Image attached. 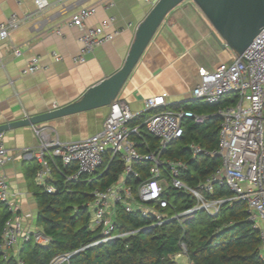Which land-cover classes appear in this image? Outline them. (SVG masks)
Here are the masks:
<instances>
[{"label":"crops","instance_id":"0c3cea01","mask_svg":"<svg viewBox=\"0 0 264 264\" xmlns=\"http://www.w3.org/2000/svg\"><path fill=\"white\" fill-rule=\"evenodd\" d=\"M46 1L60 3L24 21L11 33L10 38L0 42V63L2 64L0 68V125L72 103L80 99L90 86L115 73L125 62L138 25L157 0ZM91 5H95L97 10L85 20L86 25L93 26L103 19L113 17L112 28H118L120 33L89 52L84 61H75V57L80 53L79 38L82 30L80 27L70 26L67 20L79 8ZM36 8L35 0L21 2L0 0V23L10 18L12 14L23 16L27 12L35 11ZM219 41L222 42V39L215 28L192 0H184L166 15L115 99L127 102L135 113L129 122L131 127L138 128V132L132 134L133 138L136 135L141 136V126L150 132L145 122L147 117L155 111L190 109L188 108L190 105L193 106L203 101L194 98L192 94L201 79L200 68L214 70L220 63L232 62L236 56L228 46L222 47ZM16 48L21 50V55L15 54ZM34 56L40 57L44 68L34 73L24 72L29 60ZM164 93L167 95L163 106L157 109H147L146 98ZM109 112L110 106H102L35 125H25L3 131L9 159L0 173L5 175L12 192L17 196L20 212L26 216L25 225L28 230L44 234L37 224L38 205L34 195L36 169L40 166L35 155L40 141L35 127L47 126L65 142L79 140L99 132ZM199 114L205 115L206 119L212 116L210 113ZM213 115L219 116L217 112ZM147 143L145 142L144 148L148 147ZM192 143L188 144L190 149ZM142 149L139 150L147 153ZM117 156L122 159L120 155ZM196 157L193 156V158ZM74 164L77 166L76 163ZM186 165L187 168L182 170L181 177L190 185L183 178V174L189 170L188 163ZM123 171L119 180L111 186L116 185L122 189L130 185L133 188V185L128 182L132 173L126 175ZM169 173L167 168H162L159 179L164 187L171 185ZM132 175L140 177V174L139 176ZM151 177L150 166L149 177L139 183ZM204 182L205 180L198 183L197 187L190 186L199 188V185ZM200 191L205 197L203 191L207 190L201 189ZM133 192L138 197L137 188L135 191L133 188ZM195 199L197 204V198ZM128 201L130 200L125 199L120 203L124 204ZM1 204L2 207L7 208L2 202ZM150 208L152 211H159L152 205ZM10 216L11 212L8 217ZM92 218L91 229L99 230L92 226ZM18 247L10 250L8 254L16 252ZM262 249H264L263 243ZM184 254L186 255V250L174 257L178 260Z\"/></svg>","mask_w":264,"mask_h":264},{"label":"built area","instance_id":"2783aa9c","mask_svg":"<svg viewBox=\"0 0 264 264\" xmlns=\"http://www.w3.org/2000/svg\"><path fill=\"white\" fill-rule=\"evenodd\" d=\"M35 2L37 5L35 11L27 12L23 16L12 14L10 18L0 23V42L10 38L11 33L24 21H28L36 14L60 3H50L46 0H35ZM96 10L95 5L81 7L73 12L67 20L70 26H77L82 30L79 38L80 53L75 57V61H84L89 52L112 40L120 33L118 28H112L113 17L103 19L93 26L86 25L85 20ZM14 52L18 56L22 53L19 48H16ZM42 68L44 67L40 62V57L34 56L29 60L24 72L34 73ZM199 73L200 82L192 91L194 98L214 105L219 104L227 95H235L237 98L235 103L221 106L217 111L221 117L218 147L207 150L200 144L192 143L191 145L193 156L201 154L220 156L222 160L221 165L204 183L199 185V188L191 187L182 179V170L187 168L184 161L165 159L159 150L147 153H142L139 150L138 146L141 141L132 137L133 133L138 132V128L129 125L135 113L125 101L114 100L110 105V112L103 122L102 129L87 138L65 142L49 127H35L40 140L38 148L35 150L36 158L40 164L36 171L35 181L47 192L56 191V187L48 180L58 161L64 165L77 164V171L68 176L69 180L95 172L103 163L104 156L108 151L113 155L121 156L125 162L123 172L126 175L132 173L139 176L133 168L135 161L152 163V177L139 183L138 197L134 195L130 185L122 189L113 185L106 189L97 188L93 191V201L89 203V206L93 212L92 226L99 229L100 238L92 244L107 242L133 232H115L117 204L125 199L130 200L123 204L129 212L139 210L145 217L154 213L157 218V222L154 224H161L170 219L161 212L152 211L150 208L152 202L160 203L162 207L169 205V202L163 198L164 185L159 179L164 167L170 172L171 185L174 188L193 194L197 198L196 206L171 218L190 216L198 209H205L209 214L215 215L222 203L243 200L247 202L248 219L260 230L264 247V27L241 57L235 56L230 63H220L214 70L200 68ZM166 95L164 93L146 98L147 109H157L163 106L166 103ZM186 119H193L194 122L201 123L206 117L191 109L160 110L149 115L145 124L148 130L159 139L163 149L169 143L182 137ZM8 159L4 133L0 132V170ZM215 184L227 186L233 193L232 196L222 199L205 198L200 190L211 191ZM0 201L11 212V216L5 220L3 239L0 244V248L5 254L18 247L23 241L34 239L41 244L50 241V237L41 232H32L26 228V216L20 212L17 196L12 192L2 173H0ZM152 225H148L147 228ZM69 257L70 255L60 256L54 259L51 264H62ZM261 259L264 264V249L261 252Z\"/></svg>","mask_w":264,"mask_h":264},{"label":"trees","instance_id":"16d2710c","mask_svg":"<svg viewBox=\"0 0 264 264\" xmlns=\"http://www.w3.org/2000/svg\"><path fill=\"white\" fill-rule=\"evenodd\" d=\"M236 101L235 95H227L217 105L203 101L190 105L188 108L196 113H210L212 116L201 123L188 119L182 137L163 149L159 139L146 131L144 126L140 129L141 136L136 135L134 139L141 141L138 146L140 150H159L162 156L188 163L189 170L183 174V178L191 186L197 187L220 166L222 160L219 156L205 154L193 158L188 144L193 142L207 150L216 149L221 120L213 114L219 107ZM145 142H148L147 148H144ZM150 166L148 161L134 163L135 170L140 174V177L129 176L128 182L133 185L134 191L139 181L149 177ZM123 170V160L108 152L95 172L69 180L68 176L77 171V166L74 163L64 165L58 161L48 180L56 187V191L47 192L37 184L34 187L38 205L37 224L50 237V241L46 244L34 239L23 241L16 252L9 254L0 248V264H51L54 259L66 255L70 257L62 264H181L174 256L184 251V245L189 264H263L260 230L248 219L247 202L226 201L215 215L205 209H198L190 216L171 218L196 205L192 194L171 185L164 187L163 191L168 206L150 203L170 219L154 224L157 222L154 213L145 217L141 211L129 212L119 203L115 232H133L92 244L100 238L99 230L91 229L89 203L93 201V191L116 183ZM203 193L209 199L232 195L227 187L218 184L214 185L211 192ZM9 215L10 211L2 207L0 202V244L4 221Z\"/></svg>","mask_w":264,"mask_h":264},{"label":"water","instance_id":"95a60500","mask_svg":"<svg viewBox=\"0 0 264 264\" xmlns=\"http://www.w3.org/2000/svg\"><path fill=\"white\" fill-rule=\"evenodd\" d=\"M184 0H158L138 25L124 64L112 75L90 86L82 97L65 106L0 125V132L35 125L57 117L110 106L118 97L132 70L146 50L166 15ZM207 17L222 39L241 57L264 27V0H192Z\"/></svg>","mask_w":264,"mask_h":264},{"label":"rangeland","instance_id":"374dc122","mask_svg":"<svg viewBox=\"0 0 264 264\" xmlns=\"http://www.w3.org/2000/svg\"><path fill=\"white\" fill-rule=\"evenodd\" d=\"M178 261L181 263V264H188V257L187 255H182L180 258H178Z\"/></svg>","mask_w":264,"mask_h":264}]
</instances>
